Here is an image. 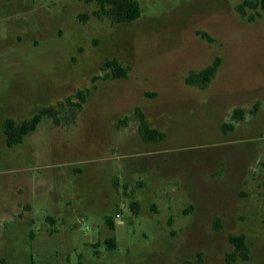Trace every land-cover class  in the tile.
Returning a JSON list of instances; mask_svg holds the SVG:
<instances>
[{"label":"rangeland","instance_id":"obj_1","mask_svg":"<svg viewBox=\"0 0 264 264\" xmlns=\"http://www.w3.org/2000/svg\"><path fill=\"white\" fill-rule=\"evenodd\" d=\"M246 1L137 0L112 25L80 0H0V183L28 178L31 199L4 264H264V11ZM215 58L205 88L186 83ZM110 60L125 79H95ZM42 108L55 120L6 147L2 121ZM230 235L246 259L227 261Z\"/></svg>","mask_w":264,"mask_h":264},{"label":"trees","instance_id":"obj_2","mask_svg":"<svg viewBox=\"0 0 264 264\" xmlns=\"http://www.w3.org/2000/svg\"><path fill=\"white\" fill-rule=\"evenodd\" d=\"M85 5H95V10L92 11V16L98 20L107 19L112 25L118 24H130L140 17V7L137 0H80ZM245 6L249 8H256L257 5L264 11V0L259 2H244ZM238 12L243 14V6H238ZM197 34L208 42H211V38L202 32ZM220 66V59L215 58L209 65L203 69L194 72L190 71L185 78L187 84L198 87L200 89L205 88L211 80L214 78L216 72ZM102 72L104 74L95 79H111L119 80L127 77L128 68L119 66L115 60L106 61L103 64ZM87 90H78L74 97L79 100V104L84 102ZM68 100V99H67ZM135 115L138 120L137 132L145 143H155L159 141L163 135L158 131L151 129L148 123L139 109L135 110ZM243 111L235 109L232 112V120L242 119ZM50 118L55 120V112L50 108H42L38 113L31 116L28 120H24L20 123L14 122L11 118H6L2 122V132L5 137V142L8 147H12L22 142V139L28 134L34 132L44 118ZM233 124H225L223 131H231ZM133 210L137 211L138 204H132L130 206ZM106 224L109 229H113V224L110 220H106ZM229 242L233 246V251L228 255V262H233L237 259H246L247 257V245L246 237L244 235H230ZM106 247L109 250L114 248V239L109 238L106 240Z\"/></svg>","mask_w":264,"mask_h":264},{"label":"crops","instance_id":"obj_3","mask_svg":"<svg viewBox=\"0 0 264 264\" xmlns=\"http://www.w3.org/2000/svg\"><path fill=\"white\" fill-rule=\"evenodd\" d=\"M2 136L3 143L6 145L3 132ZM6 147L8 146L6 145ZM15 179V177L11 176L10 178L0 183V264H4L5 262V258L7 257L9 251L8 246H10V243L13 240L12 237L14 235L15 230L21 231L19 227H21V229L23 230L24 223L28 222L27 218L24 217V213L30 211L31 209L29 203L31 199L28 196L27 199L22 198L24 196V189L22 188L24 186V182H28V178L20 182L21 184L18 186V188H16L17 182H14ZM13 184H16L15 188L17 189H15L17 193V196L15 198L14 194L16 193L11 190ZM13 205L16 206V210L14 209V207H11ZM6 221H8L9 223ZM12 221H14L13 224ZM21 234H24V232L21 231Z\"/></svg>","mask_w":264,"mask_h":264},{"label":"built area","instance_id":"obj_4","mask_svg":"<svg viewBox=\"0 0 264 264\" xmlns=\"http://www.w3.org/2000/svg\"><path fill=\"white\" fill-rule=\"evenodd\" d=\"M263 133H264V131H263ZM115 217H116V218H118V217H119V215H118V214H116V215H115Z\"/></svg>","mask_w":264,"mask_h":264}]
</instances>
